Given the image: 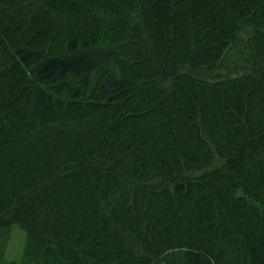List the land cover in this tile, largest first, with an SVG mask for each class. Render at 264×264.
Returning a JSON list of instances; mask_svg holds the SVG:
<instances>
[{"label": "trees", "instance_id": "1", "mask_svg": "<svg viewBox=\"0 0 264 264\" xmlns=\"http://www.w3.org/2000/svg\"><path fill=\"white\" fill-rule=\"evenodd\" d=\"M264 264V0H0V264Z\"/></svg>", "mask_w": 264, "mask_h": 264}, {"label": "rangeland", "instance_id": "2", "mask_svg": "<svg viewBox=\"0 0 264 264\" xmlns=\"http://www.w3.org/2000/svg\"><path fill=\"white\" fill-rule=\"evenodd\" d=\"M26 237L25 233L17 227H12L9 232V239L5 257L9 262L20 264L23 260V250Z\"/></svg>", "mask_w": 264, "mask_h": 264}]
</instances>
